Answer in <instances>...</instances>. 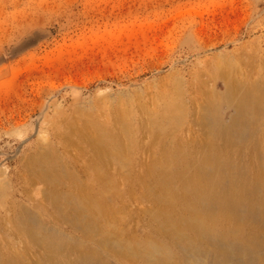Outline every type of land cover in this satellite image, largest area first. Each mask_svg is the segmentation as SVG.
I'll use <instances>...</instances> for the list:
<instances>
[{
    "label": "rangeland",
    "instance_id": "374dc122",
    "mask_svg": "<svg viewBox=\"0 0 264 264\" xmlns=\"http://www.w3.org/2000/svg\"><path fill=\"white\" fill-rule=\"evenodd\" d=\"M241 93L264 97V0H0V225L6 241L20 240L21 256L26 244L29 264L45 256L22 219L18 240L7 231L20 212L11 207L17 190L27 192L16 198L34 221L74 238L79 248L91 247L103 263L143 264L135 256L115 260L67 225L66 211L40 182L45 165L54 162L58 195L96 196L99 182L88 167L94 161L102 167L86 139H114L106 143L111 160L103 162L104 179L117 186L103 190L113 211L97 222L126 246L142 249L135 241L148 238L165 244L149 224L158 206L144 198L154 186L151 166L174 151L196 157L200 148L216 146L237 167L229 174L238 182L255 177L253 156L224 147L209 126L230 123ZM176 126L178 143L171 135ZM216 175L220 179L222 170ZM237 191L248 202L251 190Z\"/></svg>",
    "mask_w": 264,
    "mask_h": 264
},
{
    "label": "bare ground",
    "instance_id": "6f19581e",
    "mask_svg": "<svg viewBox=\"0 0 264 264\" xmlns=\"http://www.w3.org/2000/svg\"><path fill=\"white\" fill-rule=\"evenodd\" d=\"M257 95L261 96L262 94ZM257 95L239 94L238 99H234L235 104L232 103V106H235L236 114L230 123L222 125L218 120L212 126L209 125L212 129L215 126L214 131L217 139L223 141L224 147L231 146L238 148L239 152L250 153L253 156L252 159L258 162L253 180L252 177L251 180L243 177L241 182H238L234 176L230 175L229 173L237 167L233 166V168L231 161L227 157L221 156L218 152L220 150L216 146L211 149H209L210 146L200 148L196 157H189L187 153L179 152V150L174 151L167 155L161 163L149 168L152 172L149 173L150 179L152 183L154 182V186L144 198L146 202L158 206L156 213H150L149 224L152 223L154 226L152 230H156V234L164 238L166 245L156 243L157 241H149L148 238L146 241H135V245L142 249L132 247L133 245L129 242L130 245L126 246L121 241L112 239L111 234L106 232L108 229L103 231L97 222L99 218L105 219L108 217L107 214L113 211L105 199L103 190H117V186L115 181L109 182L104 179L103 174L107 164L105 163L104 166L103 162L111 157V151L106 143L111 141L112 144H115L114 139L98 136L86 139L89 153L99 160L102 167H98L95 161L91 162L88 167L96 175L94 181L99 182V191L95 193L96 196L84 193L80 197L65 192V194L63 193L65 196L62 193L58 195V189L54 190V188L59 184V179L54 173L56 169L52 161H48L49 163L47 162L45 165L48 172L43 173V176L40 175V182L49 187L48 192L52 195L51 199L53 198L57 207L66 211L63 214V219L68 223L67 225L74 228L75 231H79L84 237H89L100 247V250H102L101 248L105 249L115 260L124 256L129 259V256H135L143 264H264V97L260 98ZM232 96L234 97V94ZM178 113H175V119ZM166 114L172 116L171 111L169 115ZM176 120L172 117L170 122L174 123ZM179 121L181 120L179 119ZM176 128L177 126L171 130V135L174 136L173 142L178 143L181 140L175 138L176 132H179V130L174 131ZM204 136L206 137V135ZM115 158L117 162L122 161V159L119 160L118 155ZM109 160L111 159L109 158ZM220 170H222L223 176H220L219 179L216 173ZM126 178L129 180L128 177ZM141 182L143 183V179ZM238 187L241 188L237 189ZM237 190H244V192L251 190L248 193V202L246 198H238L239 191ZM179 191L181 195H179ZM26 194L27 192L19 194L17 190L12 194L11 207H18L20 214L14 213V217L11 216L17 230L10 227L7 231H10V234L18 240V234L20 235L22 232V219L27 227L26 231L30 233L27 236L32 245L45 252V256L39 260L33 259L30 264H108L99 260L91 247L86 245L90 249L88 250L87 247H84L85 244H80L79 248L74 238L34 221L30 216L32 213L27 208L28 206L22 205L23 203L20 202L22 200L16 198L18 195L24 199L22 195L26 196ZM56 194L63 195V204ZM193 201L195 202L192 203ZM246 202L249 203L247 208L245 207ZM11 212L13 211L11 210ZM69 212L71 214L68 216ZM25 218L32 220L27 224ZM6 219L8 216L5 215V221ZM6 223L8 222L6 221ZM234 224L235 227H233ZM1 226L0 264H29L25 260V254L30 255L26 244L22 243L26 253L21 256L16 247L20 240L15 245L14 240L6 241L3 236L6 229L4 230ZM46 237L53 238L47 240ZM236 238L244 241H237ZM76 250L81 252L77 259L71 256ZM261 257L262 261L260 262Z\"/></svg>",
    "mask_w": 264,
    "mask_h": 264
}]
</instances>
